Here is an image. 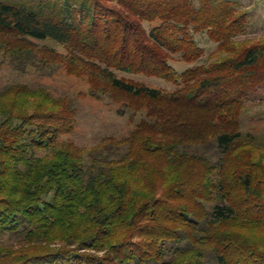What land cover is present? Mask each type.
<instances>
[{
    "label": "trees",
    "instance_id": "trees-1",
    "mask_svg": "<svg viewBox=\"0 0 264 264\" xmlns=\"http://www.w3.org/2000/svg\"><path fill=\"white\" fill-rule=\"evenodd\" d=\"M241 2L0 0V65H59L142 114L81 147L63 139L77 98L0 89V264H264V148L240 119L264 85V35L242 38ZM200 35L217 44L207 57ZM173 54L193 65L179 72Z\"/></svg>",
    "mask_w": 264,
    "mask_h": 264
},
{
    "label": "rangeland",
    "instance_id": "rangeland-1",
    "mask_svg": "<svg viewBox=\"0 0 264 264\" xmlns=\"http://www.w3.org/2000/svg\"><path fill=\"white\" fill-rule=\"evenodd\" d=\"M242 6L250 11V28L246 37H260L264 35V5H251L249 0H242ZM260 15V20L256 17ZM201 46L206 50L207 57L217 47L215 42L207 36H197ZM41 46H49L58 52L64 49L58 43L47 40L38 42ZM172 65L182 72L193 63L184 61L180 54H173ZM120 77L129 78L151 87L161 88L165 91H174L177 85L166 79L144 74H130L117 72ZM21 82L35 86H45L55 94L69 95L77 98L79 106L78 120L74 132L64 135L63 139H72L81 147H91L100 143L107 136L124 137L130 133L135 124L140 121L142 114L138 113L136 119H132V113L122 115L118 112L120 104L105 99H95L88 94L89 84L82 78L70 75L66 70L56 65L53 69L38 70L32 68L28 72L16 70L5 62L0 65V89L6 85ZM241 127L243 132H251L257 136L258 145L264 148V85L250 93L246 99L245 107L241 114Z\"/></svg>",
    "mask_w": 264,
    "mask_h": 264
},
{
    "label": "crops",
    "instance_id": "crops-1",
    "mask_svg": "<svg viewBox=\"0 0 264 264\" xmlns=\"http://www.w3.org/2000/svg\"><path fill=\"white\" fill-rule=\"evenodd\" d=\"M251 5H264V0H249ZM260 15L256 17V19L260 20Z\"/></svg>",
    "mask_w": 264,
    "mask_h": 264
}]
</instances>
